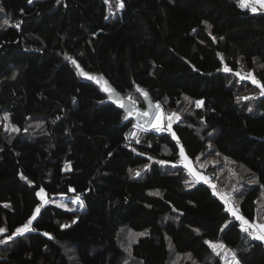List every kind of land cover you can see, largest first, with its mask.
Wrapping results in <instances>:
<instances>
[{
    "label": "trees",
    "instance_id": "16d2710c",
    "mask_svg": "<svg viewBox=\"0 0 264 264\" xmlns=\"http://www.w3.org/2000/svg\"><path fill=\"white\" fill-rule=\"evenodd\" d=\"M121 2L113 17L105 0H0V116L16 129L0 123V229L14 234L42 205L34 230L0 241V264H73L68 249L77 264H170L176 256L224 264L205 241L221 242L240 264H264V241L178 162L183 147L191 161L216 152L247 169L255 183L238 210L253 220L264 191V95L236 73L264 85V12L238 0ZM71 58L137 105L136 86L167 111L188 97L191 112L170 131L121 124L122 111L102 103L105 94ZM29 120L41 130L28 134ZM59 195L83 207L49 201ZM123 228L147 235L131 237L127 250Z\"/></svg>",
    "mask_w": 264,
    "mask_h": 264
},
{
    "label": "rangeland",
    "instance_id": "374dc122",
    "mask_svg": "<svg viewBox=\"0 0 264 264\" xmlns=\"http://www.w3.org/2000/svg\"><path fill=\"white\" fill-rule=\"evenodd\" d=\"M238 2L240 5L241 0H238ZM115 3L117 4V0H114V4ZM244 3L246 6L242 8L248 9L251 13L264 12V7H261V5L256 2V0H244ZM107 4H108V13L109 14L111 13L110 14L111 16L115 17L121 14V9H118L116 6L114 8L112 6L111 0H108ZM236 75L239 77H244L248 79L250 82H252L251 77H254L253 75L249 77L248 72L243 69H239ZM252 84L254 83L252 82ZM189 112H191V108H189V103L187 102H183L177 111H170V110L167 111V110H164L162 106H160V109H156L147 128L157 129V126H159L162 130H168L169 123L172 124L173 122L180 120L182 115H184L185 113H189ZM172 113L178 114L179 119L177 120L175 119V117H172L170 121L168 117H170ZM5 117L7 116H4V117L0 116V123L3 125V127L7 130L9 134H14L16 131H13V129L15 128L9 124L8 119H5ZM41 126H42V122L40 120H29L27 122L26 132L30 135L33 133H37L41 130ZM178 162L189 172L188 180L190 182H195L199 180L204 181V180L199 179L200 176H203L207 180H209L212 185H215L217 192L224 194L225 198L228 200V205L226 207L227 210L230 208H235L238 210L239 197L249 188V186L255 183L254 176L251 173H249L247 169H245L243 166H239L229 161L225 157L217 154L216 152H212V154L208 155L203 160L197 159L196 161H191L188 158L187 160H184L181 158V155H180ZM207 166L210 168L206 169ZM190 169L194 171L197 175H192V173L190 172ZM206 170H210V172H206ZM40 197L43 203L48 201L45 194L40 193ZM77 198L79 197L75 195H62V196L59 195L57 197H53L49 201L61 206L62 208L77 211L82 208L79 202L73 203V201H76ZM79 201H81L80 198H79ZM229 212L231 213L233 218L239 222L240 228L243 230V228L246 227V225H243L241 220L237 219V215L242 217L239 210L237 211L236 215H234L232 211H229ZM247 221H249L250 224L264 225V191H261L259 193L258 201H257V208H256V215L254 216L253 220L251 221L247 220ZM247 231L250 235L255 236V237L264 236V232H261L260 229L258 228L256 229L248 228ZM17 234H21V233H17L16 231L14 234H8L3 231L2 233H0V241L1 242L5 241L8 239L10 235L14 236ZM129 234L130 233L127 230H125V228L121 229L120 234H119L120 239L123 240V243H122L123 247L127 250H128L127 242L131 238ZM261 240L264 241V239H261ZM211 243L216 244V243H221V242H211ZM225 249L226 251L221 250V254L219 255L221 259L223 260L224 264H225V261H227V264H240L236 258L233 259V255H232L233 253L230 250V248L225 246ZM68 252H69L71 259L73 260V264H77L75 261V255H74L73 249H68ZM126 260H129V258ZM170 264H186V263H185L184 258H180L179 256H176V257H171Z\"/></svg>",
    "mask_w": 264,
    "mask_h": 264
},
{
    "label": "snow or ice",
    "instance_id": "6c2138e0",
    "mask_svg": "<svg viewBox=\"0 0 264 264\" xmlns=\"http://www.w3.org/2000/svg\"><path fill=\"white\" fill-rule=\"evenodd\" d=\"M28 2H29V3H32V0H28ZM58 2H59V0H58ZM256 2L259 3V4L261 5V7H264V0H256ZM105 3L107 4V3H108V0H105ZM115 6H116L118 9H122V8L124 7V5H123V3L121 2V0H117V4H116ZM239 6H241V7H245V6H246L245 3H244V0H241V3H240ZM253 10H255V9H253ZM2 11H3V9H0V12H2ZM110 14H111V13H110ZM106 18H107V17H106ZM5 23H7V21H5ZM17 26H18V25H17ZM69 59H70V58H69ZM72 63L75 64V61H72ZM77 67H78V66H77ZM224 70H225L226 72H227V71H231V70H230L229 68H227V67H225ZM81 75H87V74L81 72ZM249 77H251V74H249ZM14 78H15V76H13V79H14ZM88 78H89V79H93V77H91V76H88ZM251 78H252V82H253L254 84H256L257 87H260V88H261V94L264 95V85L259 84V82L256 81L254 77H251ZM241 79H244V77H241ZM105 90L109 92V94H110V98L112 97V95H114V90H112L111 88H106ZM137 91L141 92V94H142L145 98H147V93H146V92H143V91L140 90L139 88H137ZM130 99H131V97H130ZM184 99H185L186 101H188L189 104L192 103V101H191L188 97H185ZM237 99H238V100H239V99H249V97H243V98L238 97ZM195 103H196L197 107H200V106L203 104V101H195ZM120 106H121V107H124L125 110L128 111V112L132 111L131 108L126 107L123 103H121ZM156 107H157V109H160V105H159V104H157ZM141 115L147 116L148 113H147V112H144V113H141ZM172 117H175V119H177V120L179 119V116H178V114H176V113H172L171 116L168 117V119L171 121ZM5 119H7V117H5ZM125 119H127V117H125ZM146 123H147V121H146ZM160 130H162V129H161L159 126H157V131H160ZM168 130H169V131L171 130V123L168 124ZM13 131H16V129H13ZM129 135H132L133 137L135 136L134 133H130ZM172 135H173V139H177L175 133H172ZM127 138H128V137L126 136V139H127ZM139 142H140V141H139V139L137 138V143H139ZM178 142H179V141H178ZM133 151H135V149H133ZM180 155H181V158H182V159L187 160V157H186L185 154H184V149H183V147H181ZM162 163H163V162H162ZM185 166H187V165H185ZM66 167H67V166H66ZM130 171H131V170H130ZM190 172L192 173V175H197V174H196L194 171H192L191 169H190ZM139 174H140L139 171H137V172L135 173V175H137V176H138ZM21 178L24 179L23 176H22ZM199 179L204 180L205 183H208L209 186L213 188V195H220V198L224 201V203H225V205H226V207H227V205H228V200L225 198V195L222 194V193H218L217 190H216L215 185H212L211 182H210L209 180H207L205 177L200 176ZM188 183H189V182L186 181V184H188ZM42 191H43V189H41V192H42ZM70 191H74V189H70ZM154 194H155V195H159V193H154ZM37 195H40V193H37ZM228 195H230V194H228ZM78 202L80 203V206L83 207V202H82V201H79V198H77L76 201H73V203H78ZM41 207H42V205H41V206H37V208H36V210H35L33 216L28 220V222H27L22 228H18V229L16 230L17 233H21V234H22V233L25 232V231H32V230H34V229L31 227V225H32V221L36 219V214L40 212ZM228 210H229V211H232L234 215H236V214H237V211H238V210L235 209V208H230V209H228ZM73 211H74V210H73ZM237 219L241 220V222H242L243 225H246V227L243 228L244 231H247L248 228H254V229L258 228V229H260L261 232H264V225L250 224L249 221L245 220L243 217H241V216H239V215H237ZM73 222L75 223V221H73ZM62 227H66V225H63ZM3 231H4L3 229H0V233H2ZM45 235H48V234H45ZM129 235H130V237H132V236H135V235H147V233H146V232H145V233H138V234L130 233ZM9 238H11V237H9ZM49 238H51V237H49ZM255 238H258V239H264V236H257V237H255ZM205 243L208 244L210 248H212L213 252H214L217 256H219V255L221 254V250H225V251H226V249H225V245L222 244V243H216V244H213V243H211V242H209V241H205ZM232 255H233V259H234V258H235V257H234V254H232ZM225 264H227V261H225Z\"/></svg>",
    "mask_w": 264,
    "mask_h": 264
},
{
    "label": "water",
    "instance_id": "95a60500",
    "mask_svg": "<svg viewBox=\"0 0 264 264\" xmlns=\"http://www.w3.org/2000/svg\"><path fill=\"white\" fill-rule=\"evenodd\" d=\"M75 61V64L73 63L74 67L78 71L80 77L83 80H87L89 82L94 83L104 94H105V99L102 101V103H110L114 105L117 109L122 111L123 113V118L121 120V124H124L128 121H135L136 124L142 126V127H147L157 109L156 105L159 104L158 102L153 101L148 93L144 90L141 89L140 87L136 86V91L137 88L142 90L143 92L147 93V98H145L141 92L137 91L143 101V105H137L130 99L126 98L122 93H120L108 80V78L103 74V73H96V72H91L87 71L84 69L82 66L79 65V63L71 58V62ZM78 66V67H77ZM81 72L86 73L87 75H81ZM88 76L93 77V79H89ZM106 88H111L114 90V95L110 98V94L108 91H106ZM123 103L126 107L131 108L132 111L128 112L125 110L124 107H121L120 104ZM160 105V104H159ZM147 112L148 115L144 116L141 115V113ZM127 117V119H125ZM147 121V123H146ZM47 238H49V235H46ZM50 239V238H49Z\"/></svg>",
    "mask_w": 264,
    "mask_h": 264
},
{
    "label": "built area",
    "instance_id": "2783aa9c",
    "mask_svg": "<svg viewBox=\"0 0 264 264\" xmlns=\"http://www.w3.org/2000/svg\"><path fill=\"white\" fill-rule=\"evenodd\" d=\"M137 132H138V130H137V128L134 126V127L130 130V132L128 133V136H127L128 138H127V140L130 141V142H133V141L136 139ZM130 133H134L135 136L133 137L132 135H129Z\"/></svg>",
    "mask_w": 264,
    "mask_h": 264
}]
</instances>
